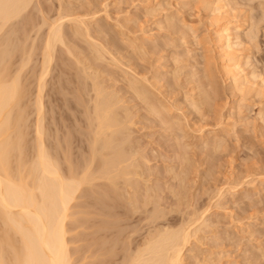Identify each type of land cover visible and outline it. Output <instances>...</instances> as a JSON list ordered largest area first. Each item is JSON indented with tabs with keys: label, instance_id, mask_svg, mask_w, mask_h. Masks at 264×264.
<instances>
[{
	"label": "rangeland",
	"instance_id": "1",
	"mask_svg": "<svg viewBox=\"0 0 264 264\" xmlns=\"http://www.w3.org/2000/svg\"><path fill=\"white\" fill-rule=\"evenodd\" d=\"M30 5L28 8L32 11L27 9L26 11L30 13L31 19L40 24L45 22L43 26L32 25L31 29L35 26L36 28L40 26L41 29L36 30L35 28L30 36L27 35L29 39L26 38L25 43H28L26 47L31 44L32 39L36 42H34L36 45H32L33 48L43 44L44 35L46 36L48 30L47 26L58 17L59 13L71 14L72 18L81 17L82 19L84 17L83 20L88 23L90 35L89 37L84 29V31L81 30L80 24L74 21L66 20L62 25L65 42L63 40L62 45L58 43L55 45L54 58L58 59H56L58 63L53 58L43 91V94L46 92L43 95L45 96L43 117L45 116L44 126L47 130L45 135L49 137L48 140H46L47 137L45 138L48 141V147L51 145V151H54L59 148L57 145L62 148L70 143V147L73 146V148H70L69 154L70 157L72 156L73 163H77L75 165L78 167H81L79 164L84 166L83 162L86 163L89 157L87 154L89 147L86 144L88 142L84 139L89 140L87 139L89 138L88 132H90L88 129H91H87L89 123L85 124L92 110L94 91L91 90L90 77L82 76V79L79 77L83 81L85 79V83H82L83 81L78 80L77 74L78 71L82 72L80 69L86 67L82 75L84 70H87V74L91 76L96 73L95 79L101 83L105 91L113 92L115 99L119 101L116 102L115 111L117 115H121H119L121 121L122 117L126 120L123 119L126 126L122 131L129 134L123 136L131 137V141L127 138V143L130 144L128 147L133 148L132 152L131 149L128 152L129 156L134 151L138 154L135 159L132 158L131 162H135L137 158L136 163L140 166L138 169V166L136 167V173H140L133 175L135 172L130 169L134 168L129 167L130 172L132 171V179L129 177L131 175H127L130 183L137 180L139 183L137 187L134 188L135 185L131 183L133 188H130L124 180L128 177L122 178L129 186V191L126 190V186H122L124 183L121 178L118 180L121 181L117 182L120 194L117 196L120 198L126 193L132 194L133 198L137 199V202L134 201L136 204L134 202L128 204V201L124 200L130 195L124 196L122 200H118L116 195L113 197L115 201L110 199L112 204L118 201L119 206L116 208L118 211H123L126 206L131 208L130 205H137V207H132V209L137 208H134L137 211L132 209L129 211V208H126L128 212H122L126 216L132 211L133 215L135 214L134 217L129 213L124 218L123 214L116 211V217L111 218H115L114 220L119 218V220L114 223L113 219L111 221L107 218L108 215L106 218H101L103 215L95 214L97 215L95 220L97 226L105 224L114 229L113 236L106 237L108 239H105V242L106 246H109L108 241L117 238L116 242L115 240L110 241V244L115 243L114 250L118 249L112 252L119 253V255L116 254L117 258H114L115 264L117 259L119 260L117 264L124 261L129 248V255L132 254L131 249L134 252L142 248L139 245H144L145 241L141 242L148 238V233L155 228H158L156 230L169 228L174 231L184 222L188 223L201 216L199 222L195 220L193 223V227H200V229L198 228L183 251V264H264V0H32ZM216 6L219 8L213 10ZM26 11L23 16L29 14ZM216 18L220 23L228 20L230 32H239L241 36L240 40H232L234 43L238 42L237 44L232 43L234 44L232 48L241 65L238 70L242 81L238 89L230 82L224 71L226 62L217 48V30H219L217 24L219 22ZM18 20L16 26L15 24L13 26L16 28V34L23 29ZM19 26H21L20 30H18ZM5 27L8 31L12 28L8 25ZM6 29L4 28L5 33H9ZM76 30L80 33L77 34ZM4 34L3 36L11 37L13 34V38L19 37V34ZM246 35L254 37L255 39H252L254 43ZM21 39L17 38L22 44ZM16 44H19L18 41L11 46L14 48ZM42 46H38L41 48L36 51L35 48L31 51L35 52L30 55L32 59L20 70L19 80L26 92H29L28 97H30L27 98L26 94V98L21 100V103L22 101L25 104L28 103L26 108L23 103V106L20 105L25 110L24 119L27 118L24 122L25 130L29 131L28 136L30 134V138L26 135L27 151H30L35 141L33 140L35 139V125L32 128L37 116L36 106H34L37 92V80L35 79L41 67L39 63L42 51L39 49H42ZM67 47L71 48L72 54H69ZM15 50L18 52L16 48L13 54ZM18 54L14 55L18 57ZM99 54L102 55L99 56L100 58L97 57ZM15 56H12L13 66H11L16 69L14 71L12 68L11 72L14 71V73L19 71L17 70L19 59ZM14 60L17 61V66ZM84 75L86 76V72ZM23 80L27 82L24 84ZM77 82H81L82 85ZM130 84L135 87L140 86L139 89L142 91L145 89L149 99L145 100L136 94L138 92H135L133 90L135 88L132 87V89ZM77 85L80 88L82 86L80 92ZM75 89L78 90L77 94ZM205 93L208 94L207 97ZM78 99L84 103H79ZM146 101L159 109H164L167 116L160 119L161 115H157L156 111H151L150 103ZM87 106L90 107V113L86 112ZM122 131L119 138L124 134ZM62 136L64 138L71 136L69 137L71 142L68 140L69 143H67ZM29 139L33 141L31 144ZM58 139L60 145L57 142ZM62 139L66 144L61 143ZM124 139L126 140L122 137L120 140L124 141ZM181 154L184 156L182 159ZM82 155L86 156L85 160H83L84 157L81 159ZM185 158L186 161H184ZM128 160L126 162L131 163ZM85 188L87 191V187ZM85 188L83 187L82 192L80 190L79 193H83ZM148 189L157 196L152 198L151 192L149 196V193H146L149 192ZM176 191L181 193L184 191L185 195L179 194L182 197H179L182 203L178 200ZM144 193L149 196L145 198H150V200L144 199ZM86 194L89 198L90 193L86 192ZM86 194L84 192V197L78 194L80 198H77V202L80 201V203H77L76 199L74 202L78 207L89 204L87 200L91 201L90 198H86ZM154 197H157L154 202H146ZM120 204L123 208L125 205V208L121 209ZM142 204L146 208L142 207ZM75 209L71 210L78 211L77 215L74 213L72 219L69 218V221L73 223H68V219L66 222L68 223L66 225L68 228H66L69 229V232H66L69 240H67L68 247H70V254H73V259H71L74 260V264L75 262L92 264L93 255L84 245H88L89 238L86 234L79 235L80 232L87 231L88 233L93 228L88 229L85 222L80 226L83 221L80 218H84V214L86 218L92 217V214L83 213V210L87 211V208ZM81 209H83L82 213ZM152 211L166 214L163 218L161 214L158 215L161 218L154 221L155 213L153 214ZM95 215L93 217H96ZM130 215L131 220L128 218ZM74 216L78 217L79 223L74 222ZM148 216L154 223L147 222ZM101 219L107 222L99 221ZM198 223L202 225L199 226ZM69 224H73L74 227L72 225L70 228ZM97 226L94 225L95 228ZM125 238L128 239L127 244H125ZM120 244L126 245L124 249L128 247L125 250L126 253ZM81 248L83 251L79 250ZM89 254L92 256L90 257ZM83 255L85 259L82 260ZM75 257L78 258L77 261Z\"/></svg>",
	"mask_w": 264,
	"mask_h": 264
},
{
	"label": "bare ground",
	"instance_id": "2",
	"mask_svg": "<svg viewBox=\"0 0 264 264\" xmlns=\"http://www.w3.org/2000/svg\"><path fill=\"white\" fill-rule=\"evenodd\" d=\"M217 1H222V0H217ZM31 2H32V0H0V264H74V262H73L74 260L72 261V259H73L72 255L73 254H70V251H69L70 247H68V245H69L68 241L69 240L66 237V235L68 234V233L66 234V232H69L68 231L69 229L67 230L68 226H66V225H68V223L72 222V221H69V218L72 219V215H75L74 213H76V215H77L78 211L73 212L72 210L75 208L76 209L80 208V207H82L83 209L87 208V211L81 209L80 210L81 213L83 210L84 211L83 213H87L88 215L92 214V217L90 216L87 218H86V214H84L85 217L80 218V220H83V221H81L82 224L80 223L81 224L80 226H82L83 222H85V223H87L86 227L88 229L90 227H93L94 229L91 228L90 232H88V233H86L87 231L85 233L80 232V234H79V235L82 234V236H83V234L84 235L86 234L87 235L86 237L89 238L88 241L86 240L88 245H86V244H84V245L89 248V250L91 251V254L93 255L92 256L89 254L90 257L91 256L93 257V259L91 260L92 262L91 261L90 262L92 264H115L114 261L117 258L116 254L118 252L113 253L112 250L117 251L118 249L114 250L115 246H113V245H115V243L113 242L114 244L113 243L110 244L111 240L108 241L109 246H106V242H105L106 241L105 239H108L106 237L113 236V230L114 229L112 227H108L105 224L98 225L99 226L98 227L95 224V220L97 219V215H95V214H99L100 216L103 215L101 218H106L108 215V217H107L108 219H110V220L113 219L114 223L118 222L117 220H119V218L117 220H114L115 218H111V217H116L115 216L116 211H118V210H116V208L119 206L117 204L118 201L114 202L117 204V206H116V204H112V201H115L114 200L115 198H113V197L120 195L118 193L119 191L117 189V182H120L121 180L120 181H118V180L121 178L122 183H124V185H122L121 183L120 184L124 187L126 186V190L129 189V186H130V188L132 187L131 183H133L135 185V186L133 185L134 188L137 187L136 186L137 184H139V183H137V180H135L133 182L131 181V183L129 182L130 181L129 177L132 179V176L134 174L138 175L140 173V172L136 173V167L138 166L137 167V169H138L140 166V165H138V163H136V162H138L137 158H136V161L134 160L135 162H131V161H133V159H135L137 151L136 152L134 151L135 154L132 153L129 156L130 153H128V152H130V149L132 152L133 148H132V146H130L131 148L128 147L130 144L127 143V141L128 140L131 141V139H130L131 137L123 136V135L128 134V133H124V131H122L124 129V127L126 126V124L124 123V121H126V120H125V117L124 118L122 117V121H121V119H120L121 117H119L120 114L117 115V111H115L117 109V108L115 109V106L117 107V103L119 102V101H117V99H115L116 96L113 94V92L111 93L110 91L109 92L105 91V89L102 87V85H100L101 83L98 82L97 79H95L96 76H94V75L96 73L91 76V74L90 75L87 74V70H84V73L86 72V76L84 75V73L82 75L83 69H87L84 66H83L84 68L80 69V70H82V72L81 71L77 72L78 80L82 76L85 78L90 77L89 79L92 82L91 83L92 84L91 90L93 89V91H94V92L92 91L94 96H93V102H92L93 106H91L92 107L91 113L89 111L90 107L88 108V106H87L88 109H86V107H85V109L87 110L86 112L90 113V114L86 113L87 115L89 114L90 116H88V118H86L87 120L85 119L87 122L85 125H88V123L90 124V125H88L89 127H87V129L88 128L91 129V130L88 129V131H90L91 134H89L90 132H88V136H89V138H87V139H89L88 141L86 140V138L84 139L85 142H88L90 144L89 145L88 143H86L89 147V149H87V154H89V157L86 160V163L82 161L84 166L79 164L81 167H78L77 165H75L77 163H73V161L71 160L72 156L70 157V154H69V152H71L70 148L71 147L73 148V146L70 147L71 144L69 143V142H71L70 141L71 139L69 140V137H71V136H68V138L66 136H65V138L62 136L66 140V142L69 143V145H68L69 148H68V146L60 148V146L57 145V147H59V148H56V150H57V152H56V150H54V148H52V150H54V151H51L50 143H49L50 146L48 147V145H47L48 141H46V140H48L49 137H48V135H45V132L47 130H45L46 127L44 126L45 125L44 124L45 116L43 117V114H45V113H43V107H44L43 106L44 105L43 98L45 97V96L43 97V95L46 94V92L43 94V91H44V87H46L45 84H47L46 83V77L49 75L48 73H49V70L51 67L50 63L53 62V58H54V55L56 53V51H54L55 47H56L55 45L57 43L61 44V45L63 44V40H64L63 36L64 35L62 34V32H63L62 25L66 20L70 21V22L74 21V22L78 23V25L80 24L81 30L84 29L85 31L84 30L83 31L86 32V34L90 37L89 29L87 26L88 23H85V21L83 20L84 17L82 19H80L81 17L80 18L79 17H77V18L73 17L72 18L71 17L72 15L70 13H69L70 15H68V13L62 14V13H59L60 11L58 12L59 13L58 17H56L54 21L52 20L51 21L52 23H50V24L48 23L49 24L47 26L48 30L46 32V36L44 35L45 39L43 38V40H44L43 44L38 45V46H41V45H43V46H42V49H39L42 51V53L40 54L41 55V61L39 63L41 65V67L39 66L40 71L38 70L39 71L38 75L35 74L38 76L37 79H35V81L37 80L36 81V83H37L36 91L37 92L35 91L36 92V94H35L36 98H34L35 99V105L34 106H36V108L35 107L34 108L36 109L37 113L35 112V110H34V112L37 114V116L35 118L36 123L32 124V128H33V125H35V127H34L35 139L32 138L35 141L32 144V147H31L32 149L30 148V151L26 150L27 149L26 135H27V138H30L29 137L30 134L28 136L27 133H29V131L25 130L26 125L24 124V122L27 121V118H25L26 120L24 119L25 110H23L24 108H22L20 105H22V103L24 102V101H22V103H21V100H23L24 97L26 98V96H25L26 94H27V98H30V97H28L29 92L28 91L26 92V90H25L23 84L20 82L19 78L21 75L20 70L22 68H24L27 65V63H29L30 59H32V58H30L31 57L30 55L34 51L33 52H31V51L35 48V46L33 48L32 45H36L35 44L36 42L34 41V39H32L30 41L31 44H29L32 47H30L29 45L26 47V45L28 44V43H25L27 40L26 38H28L30 36V33L36 28V26H35V28L33 27L34 29H31L32 25L34 24V25L38 26V24H40V23H37L38 22L37 20H36L37 22H35L30 17V13L28 11H32V10H29L28 7L31 6L30 5ZM38 2H40V1H38ZM218 8L219 7L216 6L213 8V10H216ZM26 9L28 11H26ZM25 11H26V13H29V14H25L23 16V13ZM41 11L44 13L43 9ZM76 16H79V15H76ZM17 20L19 21L18 22L19 24H22V28H23V29L21 28L22 30H20L21 26H19L18 30L21 31V32L19 31V33H18L19 35L16 34L17 33L16 28H13L14 24L16 26ZM216 20H218V22H219V24H217L219 26L218 27L219 30H217V33H218L217 35H218L219 39L217 37V40H216L218 42L217 48L219 49L220 54L223 55L222 57L226 62L225 66H224L226 70H224V71H226L225 74L228 77V79L230 80V82L233 83V85L235 86L236 89H238V88H240L241 81H242V78L240 75L241 73H239V70H238L239 66H241V65H239L240 61L237 58L238 56H237V54L235 55L233 48H232V46L234 44H237L238 42L234 43V41H232V40L233 39L234 40H236V39L240 40L241 36L238 32L239 26L237 25V28H238L237 32L238 33H236V31H233L234 32V35H233V32H230V30H229L230 28L228 27L229 26L228 20L221 21V23H220L219 19L216 18ZM33 21L35 23H33ZM44 22L45 21H43V23ZM43 23H41L40 25H42ZM7 25L9 28L12 27L11 30L9 29V31H8L6 29L5 26H7ZM76 26L77 25H75V27ZM39 27L36 28V30L37 29L40 30L41 27L40 28ZM4 28L9 33H5ZM234 29L236 30V28H234ZM77 30H76V32H77V34H79L80 32L78 33ZM2 31H3V33H2ZM22 31H23V33H22ZM10 32L14 33V35L15 34L18 35L19 37L13 38L12 33H11L12 34L11 37L10 36H3L4 33L6 35H8V34H10ZM27 32H28V34H27ZM76 32H75V34H76ZM20 33H21V36H20ZM27 35H29V36H27ZM249 37L251 39V42L254 43V41L252 40L254 37H252L250 35H249ZM249 37L247 36L248 39H249ZM17 38L19 40L22 38L21 40H23V43L21 44L20 41L17 40ZM13 39L17 40L19 43V44H16V47H14V48H13V46H14L13 44L17 43V41L15 42V40H13ZM64 42H65V40H64ZM232 43H234V44H232ZM239 44H240V42H239ZM11 45H13V46H11ZM9 46H11V48ZM38 46H36L37 48L34 49L35 51H36V49L41 48ZM16 48L18 49L17 50L18 52H16V50H15L14 54L16 55V53H19L20 55L18 54V57L13 54V50ZM69 49L67 47V51L69 52V54H72L71 48H69ZM41 51H39V52H41ZM100 55L101 54H99L97 57L100 58L99 57ZM12 56H15L19 59L18 60L19 65H18V69H17L19 71L15 72V73H14V71H16V69L11 67V66H13V62H12L13 57ZM94 56L96 57V55H94ZM54 59L56 60L57 58H54ZM15 60H17V59L15 58ZM15 60H14V62L16 63V66H17V61H15ZM15 63H14V65H15ZM56 63H58V61ZM16 66H14V67H16ZM12 68L14 69L13 72H11ZM79 72H80V76H79ZM240 72H241V69H240ZM93 76H94V78H91ZM254 76H255V74H254ZM81 81H83V80H81ZM84 81H85V79H84ZM84 81L82 83H85ZM25 82H27V81H24L23 83L25 84ZM47 82H48V80H47ZM79 83H81V82H79ZM82 83L80 85H82ZM131 85L132 84H130V86ZM76 87H79V86L77 85ZM132 87H134L135 89H133ZM139 87L140 86H138V87L131 86V88L133 90H135V92H138L136 94H139L145 100H148L149 97L145 93V89H143V91H142V89H139ZM81 88H82V86H81ZM81 88L80 87L78 88L79 92H80ZM136 88H138V89H136ZM212 88H214V87H212ZM76 90L77 89H75V92L77 94L78 90L77 91ZM31 91H30V93H31ZM207 95L208 94L205 93L206 97H207ZM142 97H141V99H143ZM78 101H80V100L78 99ZM81 102L82 101H80L79 103H81ZM83 103H81V104H83ZM147 103L151 104V106L149 104V107H151L153 109L152 110L150 108L151 111H153V112L156 111L157 115L158 114L161 115L160 119H162L163 116H167L166 115L167 113L165 114L164 109L163 110L159 109L157 106L153 105L151 102H147ZM23 104L25 105V108H26L28 103L27 104L23 103ZM33 104H34V102H33ZM28 107H30V106H28ZM28 107H27V109H28ZM30 111H31V109H30ZM44 111H45V109H44ZM85 117H87V116H85ZM123 119H124V121H123ZM165 120H167V118H165ZM24 125H25V127H24ZM27 127H28V125H27ZM27 130H29V128H27ZM121 131L124 134H122L120 136L121 138H119ZM48 134H49V132H48ZM67 134H68V132H67ZM90 135H92L91 138H90ZM122 137L123 138L125 137L126 140L125 139H124V141L120 140V139H122ZM45 138H46V140H45ZM127 138H129V139L127 140ZM32 139H29V140H31L30 144L33 142ZM68 140H69V142H68ZM58 141H59V139L57 140V142ZM216 141H218V139ZM57 142H55V143L57 144ZM66 142L64 143V140L62 139L61 143L66 144ZM55 143H53V144L55 145ZM124 143H126L125 144L126 147H125V145H123ZM30 144L28 143V145H30ZM58 144H59V142H58ZM63 146H65V145H63ZM81 147H83V146L81 145ZM124 147H125V149H124ZM127 147L129 149V150L127 149L128 151L126 150ZM58 149H60V151L62 149V152L58 151ZM85 149H86V147H85ZM177 153H179V152H177ZM83 155H82L81 159H83V157H84ZM182 156H180L181 159L184 158V156L183 157ZM85 157L83 160H85ZM143 158H145V157H143ZM127 160L131 163L128 164L126 162ZM184 161H186V158ZM181 162L183 163V161H181ZM129 167L134 168V169H130L133 172H135V173H133V175H132V171L130 172ZM184 168H183V170H184ZM127 175H131V176L128 177ZM122 177L123 178L128 177L129 180L128 179L127 180L124 179V180L127 181V184L129 186L125 184ZM83 187L84 188L87 187V191L85 188L84 189L85 191H83V193H79L81 189L83 190ZM178 188H179V190H181L180 186ZM82 190H81V192H82ZM124 190H125V188H124ZM126 190H125V193L127 192ZM122 191H123V189H122ZM134 191L137 192V190H135V189H134ZM221 191H220V194H221ZM84 192H85V194H86V192L90 193V196L89 195L88 196H89L91 201L89 200L90 202H88V200H87V203H89V204L85 203L86 206L81 204L82 206L78 207L77 203H80V201L77 202V198H80L79 196L82 197ZM150 192L152 193L151 194L152 198H153V196H157L156 193H155L156 194L155 195L150 190H149V192H146V193H149L148 195L151 196ZM77 193L79 194V196ZM177 193H178V195L177 194L176 195L178 196V198L180 197V195L181 196H183V194L185 195L184 191L182 192L183 194L180 191ZM126 195H130V194L126 193L125 195H123V197ZM148 195L145 194V196H144L145 200L148 199V198H145ZM131 196H132V199H131ZM123 197L121 195L120 198L118 196L116 198L118 200H122ZM86 198L89 199L87 197V194H86ZM127 198H128V196H126L124 198V200L128 201V204L130 202L133 203L134 201L137 202V199L135 200L133 198L132 194L130 195L129 198L133 201H131L129 198L128 199ZM135 198H137V196ZM156 198L157 197H154V199H152L151 201H148V200H150V198H149L146 202L152 203V201L154 202L156 200ZM180 198H182V197H180ZM180 198L178 199L179 201H180ZM75 199H76L77 203H74ZM110 199H112V201H110ZM126 201H124V202H126ZM120 203L123 204V202H120ZM128 204H126V205H128ZM134 204H136V203L134 202ZM140 204H141V202H140ZM133 206L137 207V205H132V206L130 205L131 208H129L128 206H126V208H129V211H130ZM120 207H122L121 209H124L125 205L123 208V205L121 206V204H120ZM142 207H145V206L143 205ZM105 208H106V211H104ZM126 208L123 210L124 212H128V210ZM134 208L132 210L137 211V210H135L137 208H135V209ZM123 211L122 210L118 211V213L120 212L121 214H123L124 213ZM101 212L103 214H101ZM93 213L96 217H93L94 216ZM129 213L132 214V216L134 217V215H135V214L133 215L134 212L132 213V211H131ZM129 213H128V215H129ZM152 213L153 214L155 213L154 214L155 217L153 216L154 221L155 220L157 221L161 217L163 218V216L165 217V214H166V213L163 214V212H162V213H160L162 215L160 217V216H158V215H160V214H158V212L152 211ZM152 213L150 214V216L153 215ZM112 215H114V216H112ZM128 215L125 216V214H123V216H125L124 218H126ZM100 216H98V218ZM109 216H110V218H109ZM118 216H120V215H118ZM130 216L128 218L132 219V216L131 217ZM157 217H159V218H157ZM75 218H73L75 220V221L74 220L73 221L76 223L77 222L79 223L78 217L76 216ZM147 218H148V220H147ZM147 218L145 217V220H147V222L150 221L151 224L154 223V221L151 218H149V216ZM154 218H157V219H154ZM201 218H202V216L200 218L196 217V219H194V220L192 218H189L190 220L192 219L191 220L192 222L190 221L187 223V221H186V222H184V224H186V225H184V224L182 226L180 225V226H178V228L176 227L177 229L174 228V229H176L174 231H172L169 228L168 229L164 228V230L163 229L162 230L161 229L156 230L158 228H155L156 232H155V230H153L154 232L151 231L152 234L149 232L148 238H146L147 241L145 239L141 242V243H143L145 241L143 243L144 245H142V246L139 245L142 248L139 247L140 249H138L137 251H134V252H132V249H131L130 252L132 254H130V255L128 253L130 248L128 249V247H127L126 249H124L126 247V245L125 246L122 245L123 241H124V239H123V241L121 242L122 244H120V246L122 245L121 248L124 247L123 248L124 253H126L125 250L128 249L127 250L128 254L126 253L127 256L125 255V258L126 257H128V258H126L127 259L126 261L124 258V261L122 260V262H120L119 264H183L182 263L183 255H184L183 251H184L185 247L188 245V243L190 242V239L192 238V236H194L196 234V232L198 231V228L200 229V227H196V226L193 227V223H195L194 222L195 220H198V222H199V219H201ZM67 219H68V223H66ZM110 220H108V221L111 222L112 220L111 221ZM99 221L107 222L105 219L104 220L101 219ZM200 224H199V226H200ZM72 225L73 224H69L70 228L72 227ZM74 225H75V223H74ZM74 225H73V227H74ZM77 225H76V227L79 226V225L78 226ZM94 225H95V227L97 226V228H95ZM196 225H197V223H196ZM120 226H121V224H120ZM72 229H74V228H72ZM165 229H167V230H165ZM115 232H117V231H115ZM115 232H114V234H115ZM117 234H118V236H120L119 233H117ZM149 234H150V236H149ZM76 236H78V235H76ZM118 238H120V237H118ZM84 239H85V237H84ZM113 240H115V239L113 238ZM116 240H117V238H116ZM116 240H115V242H116ZM121 240H122V238H121ZM126 240H128V239L125 238V244H127ZM132 243H134V242H132ZM116 244H118V243H116ZM85 246L83 247V249L85 248ZM87 247H86V249H88ZM116 247H118V245H116ZM77 249H78V247L76 248V250ZM79 250L83 251L82 248ZM89 250H87V251H89ZM77 252H78V250H77ZM113 254H115V256ZM118 255H119V253H118ZM122 256L124 257V255H121V257ZM83 257H84V255L81 258L82 260L85 259V257L84 258ZM78 258H80V257H78ZM78 258L75 257L74 259H76V261H77ZM121 259H123V258H121ZM78 261L80 262V260H78ZM116 261H117L116 262V264H117L119 260L117 259ZM80 263H86V262H80ZM80 263L75 262V264H80Z\"/></svg>",
	"mask_w": 264,
	"mask_h": 264
}]
</instances>
